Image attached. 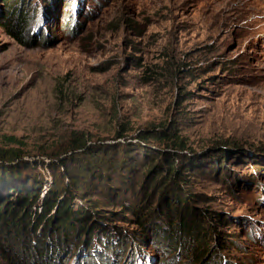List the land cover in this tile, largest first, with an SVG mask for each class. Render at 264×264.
<instances>
[{
    "label": "rangeland",
    "instance_id": "374dc122",
    "mask_svg": "<svg viewBox=\"0 0 264 264\" xmlns=\"http://www.w3.org/2000/svg\"><path fill=\"white\" fill-rule=\"evenodd\" d=\"M8 1L0 0V21L20 0ZM26 3L36 8L26 44L0 27V165L20 170L17 191L66 185L59 155L72 156L79 183L92 170L88 194L74 203L89 217L86 230L96 228L94 242L84 245L82 233L63 244L71 257L55 262L89 264L97 242L126 234L132 242L116 264H156L166 255L160 234L151 230L141 249L133 236L138 219L159 220L170 202L172 214L188 207L223 218L218 230L232 247L224 264H264V0H25L20 12ZM78 140L86 153L70 152ZM166 151L191 166L176 200L165 169H155ZM0 230V264H30L17 238L31 229L16 234L3 222ZM57 233L41 240L56 243Z\"/></svg>",
    "mask_w": 264,
    "mask_h": 264
},
{
    "label": "trees",
    "instance_id": "16d2710c",
    "mask_svg": "<svg viewBox=\"0 0 264 264\" xmlns=\"http://www.w3.org/2000/svg\"><path fill=\"white\" fill-rule=\"evenodd\" d=\"M12 1L15 2V0ZM9 2L10 0L8 3ZM23 2L25 5V0H20L18 2V7H13L9 10L8 15L3 16L2 21H0V27L19 43L26 44V37L28 36V30L30 28L29 23L31 21V16L29 20L28 15L31 14L32 10L34 17L36 8L33 7L29 12L30 8L26 3L25 9L23 12H20L19 7L22 6ZM65 5L66 8L63 13L65 19L64 24L68 25L74 15L72 14V17L69 18L66 17L69 10L71 13H74V8L69 1L65 2ZM142 135V137L155 139L153 134L146 136V132H143ZM157 137L159 139L162 138L164 141H168L171 143L172 147L179 151L185 150V145L178 141V137H165V135L160 133H157ZM69 149L70 152H76L82 149V151L86 153L88 151V146L84 140H78L73 144L71 143ZM177 154V151H166L158 154L157 157L161 158V161L160 164L156 162L157 166L155 168L156 170L165 169V174L169 175L170 183L174 186L172 193H168V196H171L170 199L172 200L179 199L181 191L179 185L183 179L185 180L186 173L191 169V166L187 165L184 161L180 164L179 162L177 163L175 159ZM4 156L5 155H2V157ZM16 157L19 158V155H16ZM68 157L71 158L72 156L70 155ZM68 157H60V155L55 157L60 164L59 167L65 171L64 176L67 182L66 185H63V182H61L55 184V187H53L54 189L50 188L48 190H46L47 187L44 188L42 186V183L36 182L31 187H27V184H25L24 189H22L23 191H17L16 183L13 184L12 181H22L20 170H15V167H6L9 165H0V177L3 174L1 179L2 186L0 187V194L3 198L0 200V223L6 222L7 230L11 231V229H14L16 234L19 232L16 229L20 230L22 228V231L25 227L31 229L28 230V235L24 238V233H21L20 230V234L17 238L19 244L23 247V253L30 256V264H54L55 255L57 260L59 256L60 258H70L71 254L69 252V254H65L67 251L63 249V244L66 246L80 243V236L82 233L84 235L87 234V240L83 242L84 245H88L90 248L94 242L93 238L96 228H90L88 231L86 230L85 227L88 226V222L90 223L89 217L87 214L85 215L86 212L83 209L77 214L79 203H74L76 198H82L83 200L88 194L86 187L90 186L88 184V178L92 177V170L88 167V178L82 179L81 183L77 182L75 178L71 177V170L67 165V163L70 162ZM157 160L159 161V159ZM165 174H162L161 178ZM5 175H8L7 178H4ZM76 188L80 190H75ZM13 197L15 201H12ZM116 202L117 199L114 200L113 203L117 204ZM164 206L165 208L161 210V214L159 215V220L151 219V217L147 218L151 216V214L146 216L143 215L138 219L137 224L140 231L137 235L133 236V241L139 242L140 249L147 244V239L149 238L147 235L152 230L156 232V234H160V237H156V240L159 239V241H157L165 245L164 248L161 246V252L166 255L160 257V261L165 263L156 261V264H182L176 259L177 257L168 256L169 247H171L170 250H174L178 254H181V256L187 258L192 264H224L223 262L226 260L225 256L231 252L232 247L230 246V242L222 239L221 232L218 230L217 224H219V222L222 224L224 223L220 215L217 214L214 216L216 213L209 209L198 210L188 209V207L184 209L179 208L178 213L172 214L170 202H166ZM55 219L58 220L56 223ZM81 223H83L84 226H81ZM165 223H168V231L163 229V224ZM49 228L50 231L52 229L58 232V235L62 233V235L57 237L56 240L58 241L56 243L49 240L50 237H48L46 241L41 240V237H44V232ZM0 231L2 232V230ZM47 232H49V230ZM60 236L62 237L61 239ZM59 240H61V242H59ZM131 242L132 240H130V237H127L126 234H120L116 239L108 237V239L97 242V250L100 251L98 252V257L95 258L93 255L95 258L94 260L93 258L90 259L89 255L86 256V261L89 264H116L118 261L123 260L125 253H128L126 248ZM132 245H134V243H132ZM2 247L4 248L2 251L3 253L8 251L5 245H2ZM60 249H63L62 253H60ZM133 249V255L137 251H140L136 245ZM92 251L95 252L96 250L92 249ZM111 251H113L115 257L109 256ZM225 253L226 255H224ZM55 264L61 263L56 261ZM74 264L79 263L75 261ZM132 264H134V262Z\"/></svg>",
    "mask_w": 264,
    "mask_h": 264
},
{
    "label": "bare ground",
    "instance_id": "6f19581e",
    "mask_svg": "<svg viewBox=\"0 0 264 264\" xmlns=\"http://www.w3.org/2000/svg\"><path fill=\"white\" fill-rule=\"evenodd\" d=\"M255 4V3H254Z\"/></svg>",
    "mask_w": 264,
    "mask_h": 264
}]
</instances>
